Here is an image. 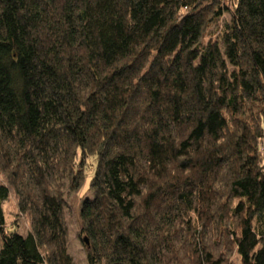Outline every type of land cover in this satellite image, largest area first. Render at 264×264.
Here are the masks:
<instances>
[{"label":"trees","instance_id":"1","mask_svg":"<svg viewBox=\"0 0 264 264\" xmlns=\"http://www.w3.org/2000/svg\"><path fill=\"white\" fill-rule=\"evenodd\" d=\"M262 140L264 0H0V264H73L87 165L90 263L264 264Z\"/></svg>","mask_w":264,"mask_h":264},{"label":"rangeland","instance_id":"2","mask_svg":"<svg viewBox=\"0 0 264 264\" xmlns=\"http://www.w3.org/2000/svg\"><path fill=\"white\" fill-rule=\"evenodd\" d=\"M264 140L260 141V154L264 157ZM92 161L88 160V164ZM88 168L86 182L82 189L78 192H65V208H64V219L67 227V251L73 260V264H92L90 263L88 256L89 238L81 231V219L79 215V209L82 199L89 195L88 182L90 172L93 167ZM0 181L9 188V195L6 200L2 203V208L5 217V228L8 230L16 229L21 234L26 235L31 230V219L30 216L22 211L19 207V199L16 196L13 186L10 184L5 174L0 170ZM87 239V243L84 241ZM99 264V263H98Z\"/></svg>","mask_w":264,"mask_h":264},{"label":"water","instance_id":"3","mask_svg":"<svg viewBox=\"0 0 264 264\" xmlns=\"http://www.w3.org/2000/svg\"><path fill=\"white\" fill-rule=\"evenodd\" d=\"M84 241L87 243V239L86 238H84Z\"/></svg>","mask_w":264,"mask_h":264}]
</instances>
